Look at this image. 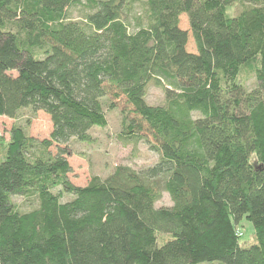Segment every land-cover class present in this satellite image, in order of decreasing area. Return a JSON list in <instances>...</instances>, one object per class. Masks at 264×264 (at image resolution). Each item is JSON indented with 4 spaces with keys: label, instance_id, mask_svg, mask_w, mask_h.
Wrapping results in <instances>:
<instances>
[{
    "label": "trees",
    "instance_id": "trees-1",
    "mask_svg": "<svg viewBox=\"0 0 264 264\" xmlns=\"http://www.w3.org/2000/svg\"><path fill=\"white\" fill-rule=\"evenodd\" d=\"M134 1L88 0L81 22L79 0H0V117L51 123L41 141L0 131V264H264V0H143L129 29ZM104 104L158 159L73 185L66 145L106 126Z\"/></svg>",
    "mask_w": 264,
    "mask_h": 264
},
{
    "label": "rangeland",
    "instance_id": "rangeland-1",
    "mask_svg": "<svg viewBox=\"0 0 264 264\" xmlns=\"http://www.w3.org/2000/svg\"><path fill=\"white\" fill-rule=\"evenodd\" d=\"M143 9V0H135L129 13V29L134 28L135 21L139 16H142ZM89 12L88 0H79L78 3L67 8L66 16L69 20L83 22L84 16ZM180 25L182 28H187L186 15L181 16ZM187 50L195 51L191 38L188 40ZM240 77L247 90L255 88L256 82L249 69H245ZM146 101L151 105L161 104L163 102L162 91L149 85ZM106 104L103 106L106 126L104 128L92 127L88 131L89 141L87 142L72 139L66 145V149L69 151L67 161L71 167L68 178L73 185L83 186L92 176L104 179L117 166H128L138 171L152 165L158 159L157 152L151 150L143 140L126 137L120 112L121 104L113 109L108 108ZM13 125L21 127L27 136L38 141L48 138L51 131L49 117L41 111L35 112L30 108L20 110L15 118L0 117V131L4 140L8 139L9 130ZM50 150L52 153L55 152L53 147ZM54 191L57 192L58 189ZM70 198L71 195H61V201ZM11 199L20 211H27L36 206V199L33 196H12ZM170 204L168 196L163 193L156 206H169ZM239 229L242 233L239 243L243 246L250 245L254 241L251 223L243 219ZM165 238V235H157L158 242H162Z\"/></svg>",
    "mask_w": 264,
    "mask_h": 264
}]
</instances>
